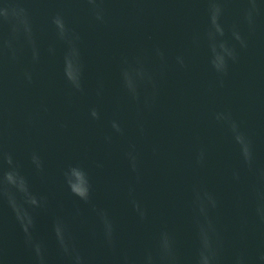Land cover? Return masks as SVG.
I'll use <instances>...</instances> for the list:
<instances>
[{
  "label": "water",
  "instance_id": "water-1",
  "mask_svg": "<svg viewBox=\"0 0 264 264\" xmlns=\"http://www.w3.org/2000/svg\"><path fill=\"white\" fill-rule=\"evenodd\" d=\"M0 264H264V0H0Z\"/></svg>",
  "mask_w": 264,
  "mask_h": 264
}]
</instances>
